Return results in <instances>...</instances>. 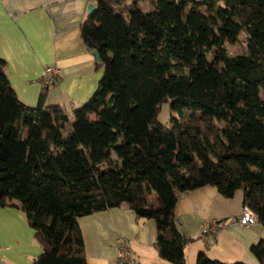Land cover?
Masks as SVG:
<instances>
[{
  "label": "trees",
  "instance_id": "1",
  "mask_svg": "<svg viewBox=\"0 0 264 264\" xmlns=\"http://www.w3.org/2000/svg\"><path fill=\"white\" fill-rule=\"evenodd\" d=\"M149 2L96 0L80 37L103 73L73 119L44 106L45 87L22 103L0 59V207L19 203L33 264H86L78 219L121 206L155 222L160 259L185 264L175 207L206 187L241 191L264 227V0ZM250 252L264 264L263 240ZM195 264L227 263L200 252Z\"/></svg>",
  "mask_w": 264,
  "mask_h": 264
},
{
  "label": "crops",
  "instance_id": "2",
  "mask_svg": "<svg viewBox=\"0 0 264 264\" xmlns=\"http://www.w3.org/2000/svg\"><path fill=\"white\" fill-rule=\"evenodd\" d=\"M138 1L150 12L149 0ZM96 0H0V59L18 99L28 106L39 102L40 82L46 66L59 71V82L45 92L44 106H59L73 119V112L96 90L103 69L84 46L80 29L88 8ZM242 192L231 199L206 187L181 193L175 207L180 233L191 239L184 248L185 264H195L198 253L231 264H260L250 247L264 241V227L229 224L208 244L201 237L203 221L238 218ZM156 202V196L152 195ZM6 202V199H3ZM86 264H118L121 246H128L139 264H171L155 250L157 229L153 220L137 218L127 206L112 208L78 219ZM34 231L28 226L18 202L0 207V264H33L41 253Z\"/></svg>",
  "mask_w": 264,
  "mask_h": 264
},
{
  "label": "built area",
  "instance_id": "3",
  "mask_svg": "<svg viewBox=\"0 0 264 264\" xmlns=\"http://www.w3.org/2000/svg\"><path fill=\"white\" fill-rule=\"evenodd\" d=\"M40 82L45 88H54L59 82V71L54 66H46L42 71ZM258 223L257 217L247 207H242L238 218L226 221L207 220L202 222L201 236L206 242L215 238L216 234L225 229L229 224H239L244 227L254 226ZM118 264H139L128 246H121Z\"/></svg>",
  "mask_w": 264,
  "mask_h": 264
},
{
  "label": "rangeland",
  "instance_id": "4",
  "mask_svg": "<svg viewBox=\"0 0 264 264\" xmlns=\"http://www.w3.org/2000/svg\"><path fill=\"white\" fill-rule=\"evenodd\" d=\"M227 51L229 55H237L241 54L245 51L244 39L241 37L240 43L237 45H226ZM212 60V57H209ZM220 66L218 67V69ZM174 115L171 113L169 104H163L161 106L160 111L157 115V121L160 122L162 125H168L170 116Z\"/></svg>",
  "mask_w": 264,
  "mask_h": 264
},
{
  "label": "water",
  "instance_id": "5",
  "mask_svg": "<svg viewBox=\"0 0 264 264\" xmlns=\"http://www.w3.org/2000/svg\"><path fill=\"white\" fill-rule=\"evenodd\" d=\"M95 11V6H90L88 8V15H91L93 12ZM92 56L94 57L95 61L98 62L99 61V54L97 51H93L92 52ZM182 235V234H181Z\"/></svg>",
  "mask_w": 264,
  "mask_h": 264
}]
</instances>
